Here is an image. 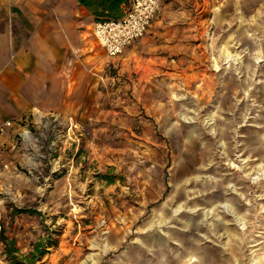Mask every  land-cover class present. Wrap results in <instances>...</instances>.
Listing matches in <instances>:
<instances>
[{
  "label": "rangeland",
  "instance_id": "374dc122",
  "mask_svg": "<svg viewBox=\"0 0 264 264\" xmlns=\"http://www.w3.org/2000/svg\"><path fill=\"white\" fill-rule=\"evenodd\" d=\"M166 3L171 53L108 58L80 109L10 121L0 227L19 257L264 264V0Z\"/></svg>",
  "mask_w": 264,
  "mask_h": 264
},
{
  "label": "crops",
  "instance_id": "0c3cea01",
  "mask_svg": "<svg viewBox=\"0 0 264 264\" xmlns=\"http://www.w3.org/2000/svg\"><path fill=\"white\" fill-rule=\"evenodd\" d=\"M166 1L141 40L124 51L128 61L139 50L172 52L163 29L174 12ZM96 23L78 0H0V125L39 112L69 113L96 97L110 61L95 42ZM14 134L0 145L12 146Z\"/></svg>",
  "mask_w": 264,
  "mask_h": 264
},
{
  "label": "built area",
  "instance_id": "2783aa9c",
  "mask_svg": "<svg viewBox=\"0 0 264 264\" xmlns=\"http://www.w3.org/2000/svg\"><path fill=\"white\" fill-rule=\"evenodd\" d=\"M163 0H128L120 20L97 22L94 36L110 58L118 57L142 38L159 12ZM11 122L0 125V139L7 135Z\"/></svg>",
  "mask_w": 264,
  "mask_h": 264
},
{
  "label": "trees",
  "instance_id": "16d2710c",
  "mask_svg": "<svg viewBox=\"0 0 264 264\" xmlns=\"http://www.w3.org/2000/svg\"><path fill=\"white\" fill-rule=\"evenodd\" d=\"M94 16L96 22L120 20L124 16L123 6L128 0H78ZM0 243L4 246V254L11 264H36L45 255L43 243H37L27 256L19 257L16 242L6 236L5 229L0 227Z\"/></svg>",
  "mask_w": 264,
  "mask_h": 264
},
{
  "label": "bare ground",
  "instance_id": "6f19581e",
  "mask_svg": "<svg viewBox=\"0 0 264 264\" xmlns=\"http://www.w3.org/2000/svg\"><path fill=\"white\" fill-rule=\"evenodd\" d=\"M227 49V48H226ZM228 50V49H227ZM226 54H227V56L228 57H230V53L227 51L226 52ZM240 55V54H239ZM230 61V60H229ZM225 210L227 211V212H232L233 211V213H234V210L233 209H231L230 210V208H228L227 206L225 207ZM234 216H235V218H236V220L241 224V216L240 215H237L236 213L234 214ZM156 244H158L159 246L162 244V240L161 239H156ZM105 249H107V248H105ZM191 261H193V258H192V260Z\"/></svg>",
  "mask_w": 264,
  "mask_h": 264
}]
</instances>
